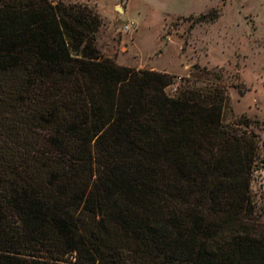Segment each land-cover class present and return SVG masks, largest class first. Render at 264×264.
Returning <instances> with one entry per match:
<instances>
[{
	"label": "trees",
	"instance_id": "obj_1",
	"mask_svg": "<svg viewBox=\"0 0 264 264\" xmlns=\"http://www.w3.org/2000/svg\"><path fill=\"white\" fill-rule=\"evenodd\" d=\"M101 25L0 0V264H264V120L225 123L207 67L171 95L175 75L104 57Z\"/></svg>",
	"mask_w": 264,
	"mask_h": 264
},
{
	"label": "rangeland",
	"instance_id": "obj_2",
	"mask_svg": "<svg viewBox=\"0 0 264 264\" xmlns=\"http://www.w3.org/2000/svg\"><path fill=\"white\" fill-rule=\"evenodd\" d=\"M53 1L88 3L102 17L100 53L122 65L175 75L171 95L195 66L207 67L227 87L225 123L243 116L264 120V0ZM214 9L216 20L198 21ZM131 21L135 25L126 31ZM255 130L264 160V129ZM252 192L264 202V163L253 174Z\"/></svg>",
	"mask_w": 264,
	"mask_h": 264
},
{
	"label": "built area",
	"instance_id": "obj_3",
	"mask_svg": "<svg viewBox=\"0 0 264 264\" xmlns=\"http://www.w3.org/2000/svg\"><path fill=\"white\" fill-rule=\"evenodd\" d=\"M134 25H135V22L131 21L130 23L126 24L125 30L126 31L130 30Z\"/></svg>",
	"mask_w": 264,
	"mask_h": 264
}]
</instances>
